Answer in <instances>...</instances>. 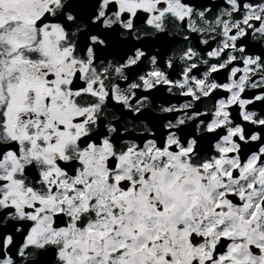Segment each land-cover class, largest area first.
Masks as SVG:
<instances>
[{"label":"snow or ice","instance_id":"obj_1","mask_svg":"<svg viewBox=\"0 0 264 264\" xmlns=\"http://www.w3.org/2000/svg\"><path fill=\"white\" fill-rule=\"evenodd\" d=\"M0 264H264V0H0Z\"/></svg>","mask_w":264,"mask_h":264}]
</instances>
